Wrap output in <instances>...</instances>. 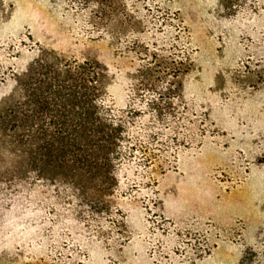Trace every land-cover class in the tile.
Masks as SVG:
<instances>
[{
  "label": "rangeland",
  "instance_id": "obj_1",
  "mask_svg": "<svg viewBox=\"0 0 264 264\" xmlns=\"http://www.w3.org/2000/svg\"><path fill=\"white\" fill-rule=\"evenodd\" d=\"M133 42L188 65L162 122L132 97ZM40 48L108 68L129 147L100 213L67 180L1 186L0 264H264V0H0V104Z\"/></svg>",
  "mask_w": 264,
  "mask_h": 264
},
{
  "label": "trees",
  "instance_id": "obj_2",
  "mask_svg": "<svg viewBox=\"0 0 264 264\" xmlns=\"http://www.w3.org/2000/svg\"><path fill=\"white\" fill-rule=\"evenodd\" d=\"M137 46L133 42L131 52L145 58L130 76L132 97L162 122L176 112V79L188 65L182 70L176 54L152 53L143 46L136 50ZM108 71L99 61L61 62L49 51L38 50L15 75L16 95L0 104V147L13 156L11 165L0 172V187L15 191L24 182L67 180L69 189L82 195L92 211L106 210L119 187L118 170L130 139L125 123L105 110ZM91 187L108 200L99 201L88 192Z\"/></svg>",
  "mask_w": 264,
  "mask_h": 264
}]
</instances>
